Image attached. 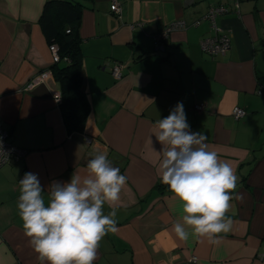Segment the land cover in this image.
<instances>
[{
  "label": "crops",
  "instance_id": "obj_1",
  "mask_svg": "<svg viewBox=\"0 0 264 264\" xmlns=\"http://www.w3.org/2000/svg\"><path fill=\"white\" fill-rule=\"evenodd\" d=\"M45 1L0 0V118L9 141L26 150L0 168V264H39L18 215L20 177L37 174L47 190L75 171L85 174L97 151L127 184L116 205L118 231L102 239L94 264H264V0H239L237 9L232 0H93L78 30L90 111L83 131L71 134L38 24ZM220 4L228 12L216 23L230 44L211 56L199 42L214 33L204 14ZM177 20L186 27L157 49L156 33ZM118 63L124 67L115 78ZM178 102L191 130L206 135L238 176L227 213L233 225L216 243L180 241L172 231L178 201L154 190L161 183L155 124ZM235 107L245 115L234 119Z\"/></svg>",
  "mask_w": 264,
  "mask_h": 264
},
{
  "label": "clouds",
  "instance_id": "obj_2",
  "mask_svg": "<svg viewBox=\"0 0 264 264\" xmlns=\"http://www.w3.org/2000/svg\"><path fill=\"white\" fill-rule=\"evenodd\" d=\"M155 128L160 180L179 203L180 220L172 231L183 242L207 238L216 243L233 225L227 213L238 176L209 148L206 135L191 130L183 102ZM126 184L127 177L103 151L88 160L85 174L75 171L69 181H53L47 190L37 174L26 172L19 181L17 208L39 264H94L102 239L118 231L116 205Z\"/></svg>",
  "mask_w": 264,
  "mask_h": 264
},
{
  "label": "trees",
  "instance_id": "obj_3",
  "mask_svg": "<svg viewBox=\"0 0 264 264\" xmlns=\"http://www.w3.org/2000/svg\"><path fill=\"white\" fill-rule=\"evenodd\" d=\"M93 0H46L38 24L48 45L55 44L60 57L51 66L54 80L59 85L60 104L64 126L71 134L82 132L90 111L83 89L82 52L79 36L81 14ZM154 190L168 191L162 183Z\"/></svg>",
  "mask_w": 264,
  "mask_h": 264
},
{
  "label": "built area",
  "instance_id": "obj_4",
  "mask_svg": "<svg viewBox=\"0 0 264 264\" xmlns=\"http://www.w3.org/2000/svg\"><path fill=\"white\" fill-rule=\"evenodd\" d=\"M233 7L235 9L238 8L239 0H232ZM110 9L118 14L119 13V6L117 3L113 2L110 6ZM228 12V8L225 5H210L204 14V19L209 22L211 28L213 29L214 33L213 35L203 37L199 44L200 49L211 56H217L222 55L226 52V50L229 48V37L226 33H224L216 23L217 17H219L222 14H225ZM137 25V24H136ZM139 25V24H138ZM186 27V24L182 20H177L174 22H171L167 25H165L156 35L154 36L155 39L159 42L157 45V49L163 50V41L168 37L169 33L178 29H184ZM48 49L51 54L52 62H59L60 57L58 54V48L55 44L48 45ZM124 67L123 64H116L114 68L112 69V75L115 78H119L121 74V69ZM33 83L30 84L32 86ZM195 110H202L203 105L197 104L194 106ZM245 115V111L240 107H235L232 110V116L234 119H239ZM0 139H2L3 143V153L0 152V168L12 161H18L24 155L26 154V150L21 149L19 147L14 146L9 141V133L8 131L2 126L1 118H0ZM24 175L20 177V180L23 178ZM19 180V181H20ZM191 261H195L196 257L192 256L190 258Z\"/></svg>",
  "mask_w": 264,
  "mask_h": 264
}]
</instances>
